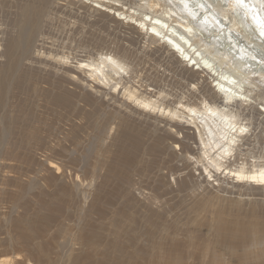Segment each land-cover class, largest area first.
Masks as SVG:
<instances>
[{
  "label": "bare ground",
  "instance_id": "1",
  "mask_svg": "<svg viewBox=\"0 0 264 264\" xmlns=\"http://www.w3.org/2000/svg\"><path fill=\"white\" fill-rule=\"evenodd\" d=\"M53 4L63 9L77 5L87 12L90 27L117 30L123 37L108 44L87 28L83 32V16L58 25L60 33L59 26L68 25V34L50 36L44 26L54 19ZM245 4L0 2V188L4 198L16 188L12 198L7 195L12 200L8 209L15 213L9 222L26 227L25 234L8 238L15 248L0 264H49L54 248L66 261L78 252L98 253V263L107 264L106 251L126 244L119 242L118 229L102 226L115 227L104 220L125 208L143 213L150 223L155 219L150 241L165 252L170 242L165 236L176 233L165 216L180 194L190 196V205L209 202L212 209L204 217L208 239L194 242L193 234L201 237L202 230H187L188 258L206 261L207 240H213L233 243L235 253L264 264V36L252 19L253 14L264 19V0ZM137 52L147 58L158 53L161 59L146 68ZM45 116L53 122L42 123ZM16 161L25 169L20 176L35 185L24 180L29 198L20 180L4 174ZM165 166L170 178L164 176ZM229 179V190L214 187ZM36 205L43 209L39 223L23 214L25 206ZM72 210L77 217L67 227ZM6 212L0 215L7 222ZM229 213L235 217H222ZM92 222H99L105 234L93 233ZM53 227H58L54 234L49 231ZM156 227L159 234L153 237ZM66 233L60 243L58 236ZM90 238L103 239L102 250L84 249ZM16 246L26 252L14 251ZM217 249L210 256L214 263L223 262L217 261ZM184 251L172 239L166 252L181 260ZM223 255L222 260L230 258ZM74 264H81L78 256Z\"/></svg>",
  "mask_w": 264,
  "mask_h": 264
},
{
  "label": "rangeland",
  "instance_id": "2",
  "mask_svg": "<svg viewBox=\"0 0 264 264\" xmlns=\"http://www.w3.org/2000/svg\"><path fill=\"white\" fill-rule=\"evenodd\" d=\"M25 1H28V0H0V2L3 3V4L23 3ZM53 5H52V8H54V9H52V10L50 9V11H51V15L54 17V19L51 20L47 25L45 24V26H44V31L46 33H48V35H50V36H55V38H57L56 36H59L60 32L58 31V29H59L58 25H60L62 22L66 21V22L69 23V21L72 22V20L75 17L79 18V17L83 16L84 18L87 19V22H85V21L83 22L84 26L82 25L83 26L82 27V29H83L82 31L83 32H86L87 29H88L87 33H94L96 36H100L103 41L105 40V42H106V40H107L108 42H106V43H108V44H111L112 40L114 42V40H115L114 37L115 38H117V36L119 37L116 40H118L121 37H123V32H117V30H112L113 32L111 31V29L110 30H106L107 32H109V34H110L109 35L103 29L101 30L99 28L90 27L89 24H88V19L89 18L85 17L87 15V12L84 9H82V8H78L77 5L69 7V9L68 8H65V9L59 8L58 6H56V4L53 7ZM71 9H73V10H71ZM11 10H14V8H12ZM63 10H65V11H63ZM0 14H1V12H0ZM52 22H54V23H52ZM67 26H65V27L67 28ZM45 27H47V28H45ZM59 27L63 31L62 33H60L61 37L65 33H67V34L69 33L66 30L65 27L64 28L62 26H59ZM64 29L66 31H64ZM115 32H116V36H114ZM105 33H107V34H105ZM101 34H103V35H101ZM112 34H114V35H112ZM105 35H108V37L109 36H111V37L108 38ZM102 36H105L108 39L105 38V37L103 39ZM124 36H127V35H124ZM48 41L50 42V40H48ZM121 42L126 43V42H124L123 38L121 39ZM138 44L139 43H137L136 46H134L135 44L131 45V47H137V46L140 45V44L139 45ZM48 46H50V45H48ZM89 48L91 49L90 46L87 47L86 49L90 50ZM75 50L78 51L77 54H79V56L82 55V54L84 55V53L81 52L82 50L80 48L79 49L77 48ZM138 55L141 58L145 59V63L143 64V67H146V68L150 67L152 64L155 65V63L158 60L161 59V58H159V59L157 58L158 53L157 54L155 53L153 56H150L149 58L145 57V54H143L141 52L138 53ZM8 96H11V95H8ZM23 97L24 96H22V99H23ZM11 98H12V96H11ZM14 104H15V101H14ZM27 107H28V105H26V102H25V107L24 108H27ZM27 109H30V107H28ZM39 109H40V112L43 115L46 114V116L48 115L50 118H51V116L53 117V115H52L50 110L46 109L47 110L46 111L43 108H39ZM37 111L39 112V110H37ZM46 116L43 118L42 123L47 124V123L53 122V118L51 120L50 118L48 119V117L46 118ZM178 164H180V163H178ZM14 165H15V168L11 169L12 171H11V173H9V175H8V173H4V174L6 175V178L13 177L14 180H16V181L20 180V184L23 185L24 192L25 193L28 192V196H26V197L29 198L31 196L32 192L29 191L28 188L24 187V182H25L24 180H26L27 182H29V181H28L27 178H25V176H23V177L20 176V174L24 173L25 169L22 168L23 165H22V163H19V161H16V163H14ZM163 171H164V176L167 177V178H170L169 177L170 176V172H169V170L167 171V167L166 166L163 167ZM196 173H198V170L196 171ZM27 175L32 176L30 174H27ZM196 175L197 174H195V176ZM228 181H229V183L227 185L224 183L220 187L217 186V185H215L214 187L215 188H219L221 190V192H224L227 189L229 190L230 187H231L230 186L231 182H230V179ZM29 183H31V182H29ZM213 183H215V182H213ZM31 185L33 187H35V185L33 183H31ZM173 185L175 186L176 183L175 184L173 183ZM0 186H1V184H0ZM149 187L152 190V187L151 186H149ZM0 189H3V187H1ZM11 189H13V191H14V192L12 191L13 194H9V192L11 193V191H9L6 194L7 195L9 194L10 195L9 197L12 198V196L15 195L14 193L16 191L15 190L16 188L13 187ZM2 191H4V189L1 190V192H0L1 193L0 194V212L1 211H7L6 215H5L6 217L5 216L4 217L7 218V222H9L10 217L13 216V214H15V213L12 212V210L11 211L9 210L10 209L9 206L11 205V201H12V200H10L11 198L10 199L7 198L6 194H5L6 197L4 198L2 196L3 195ZM192 193L194 194L193 196H195V192H192ZM181 196L182 195L180 194L179 196L174 197V199H173V201L171 203L172 205H170L169 217L165 216L166 219L168 220V222H167L168 225L173 228V231L176 232L175 234L172 233L170 235H166L165 236V240L166 241H170V242H168V248L166 249V251L168 249H170L172 239H175L177 243H179L180 245H183L185 247V251H184L183 255L181 256V260L177 259V255H175V254L171 255L168 252H166V251L164 252L162 250H158L157 248H155L153 246L152 242L150 241V239H151L150 230L152 229V227L154 225L152 223H155V219L153 220L152 223H150L144 217L143 213L137 211L136 209H127V208H125V209L116 210L115 212H112L111 216H113V217L110 216L109 219L104 220L105 222L114 223L116 225L115 227H113V226H111L109 224H105L104 226H102L104 228L118 229L117 237L119 239V242L121 244L123 242H125V244H126L125 247L121 246V249L119 251H117L116 249L113 250V251H111V249H108V251H106L107 252V256H105V259H106V261H108L107 264H181V263L182 264H254V261L252 259H245L244 257H242L240 252L235 253L232 250V248H234V249L236 248V247H233L234 246L233 243L230 244V245H225L224 244V246H223L221 244H218V243L214 242L213 240H207L209 242V245H208V248L204 251V255H207L205 257L206 261L194 260L191 257L188 258L187 256L189 254V251H192V247L189 246V240L187 238V230L188 229H192V228H196V229H201L202 230L201 237H200V235L198 237L197 236L195 237V234H193L194 238L192 239V241H194V242L195 241L196 242H198V241L202 242L205 239H208V238H206L207 235H208V230H207L208 225H207V221H206V219H204V217L206 215H208L210 212H212V209H211V205H210L209 202H204L202 205H200V204L190 205V204H188L189 200L187 199V197L189 195L187 197L186 196L181 197ZM260 196L261 195L258 194L256 196V198H262V196L261 197ZM1 198L3 200H1ZM6 198H7V201H8V199L10 201L7 202ZM250 198H253V196H251ZM18 210L21 212L22 208L19 207ZM25 211L23 210V214L25 215V217L27 216L28 219H33L35 221V223H39L41 221L40 216L43 213V209H40V205H36L33 208H28V207L25 206ZM76 215H77V211L76 210H72V212H70V215H69L70 216V220L65 222L67 227L70 226V224H72L74 219H76V217H77ZM239 216L243 217V215H239ZM222 217L226 218L228 220H231V219H233L235 217V213H229L226 216H222ZM0 218L3 221H5V222H3L0 219V258H2L4 256L10 255L12 253V248H15L13 243H11L13 241L11 239H8V238H11V235L13 236V234L14 235L25 234L26 227H25V224L22 223V222L18 223V224L11 223V222L7 223L6 220L3 217H1V215H0ZM126 218H132V219H134V221L133 222H127ZM157 222H158V220L156 219V223ZM98 224H99V222H92V223H90V225L88 227H92L94 229L93 233H97V232L101 231V234H105L102 231V229L99 227ZM57 228L58 227H53L49 231L51 233H53L54 230L57 229ZM59 228H63V227H59ZM12 230H13V232H12ZM8 233H10V235ZM158 234H159V230L156 227L154 229V233L152 235H153V237H157ZM164 234H165V232H164ZM29 235H30V233L28 234V236ZM249 235H251V234H249ZM67 236H68V233L63 234L62 236H58L57 240L60 243H62L63 240H65V238ZM80 236H82V235H79V237ZM109 236L112 239L114 234H110ZM47 238H48V236H47ZM48 240L49 239H47V241ZM90 240L91 241L89 243L84 242L86 244L84 249H89V248L99 249V248L102 247L103 239L97 238L96 242H93L92 238H90ZM47 241H46V243H47ZM256 241H254V242L251 241V243L255 244ZM237 245H239V244H237ZM36 247H37V245H36ZM225 247H227V248H225ZM213 248H218L216 250V252H215L218 255L217 256V261L221 260L223 262L214 263L213 261L210 260V256H211V254H213V252H212ZM248 248H251V247L247 246V249ZM24 249L18 248L16 246V249H14V251L21 252V253L24 254V252H26V251H24ZM99 250H102V249H99ZM51 251L52 252H51V254L48 257L49 264H74L76 256H78L79 262L81 264H99L98 260L96 259L98 253L94 254V255L87 256L86 254H84V252H78V254L73 256L72 260L66 261L65 257L62 256L61 253L60 254L58 253V249L57 248H54ZM117 253H120V254L117 255ZM224 253L228 254L225 257H230V258H225L224 260H222V258H224V255H223ZM121 255L123 256V258L121 257ZM121 259H123V260H121ZM227 259H229V260L227 261Z\"/></svg>",
  "mask_w": 264,
  "mask_h": 264
},
{
  "label": "snow or ice",
  "instance_id": "3",
  "mask_svg": "<svg viewBox=\"0 0 264 264\" xmlns=\"http://www.w3.org/2000/svg\"><path fill=\"white\" fill-rule=\"evenodd\" d=\"M233 2L236 3L237 7H247L245 0H233ZM252 19L260 26V35L264 36V19H259L257 14H253Z\"/></svg>",
  "mask_w": 264,
  "mask_h": 264
}]
</instances>
